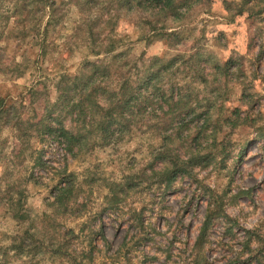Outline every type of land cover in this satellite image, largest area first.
<instances>
[{
    "label": "rangeland",
    "instance_id": "rangeland-1",
    "mask_svg": "<svg viewBox=\"0 0 264 264\" xmlns=\"http://www.w3.org/2000/svg\"><path fill=\"white\" fill-rule=\"evenodd\" d=\"M47 1L0 0V96L20 106L43 82L26 112L43 114L60 77L80 74L85 61L122 54L137 65L132 81L173 66L141 92L140 124L110 142L93 136L74 156L36 136L10 155L14 132L0 128V249L25 241L30 251L11 264H264V0H175L174 16L136 2L54 0L48 29ZM172 89L197 116L188 136L175 132L164 145L156 123L178 117L163 103ZM165 149L215 160L166 183ZM69 173L75 198L51 205Z\"/></svg>",
    "mask_w": 264,
    "mask_h": 264
},
{
    "label": "trees",
    "instance_id": "trees-1",
    "mask_svg": "<svg viewBox=\"0 0 264 264\" xmlns=\"http://www.w3.org/2000/svg\"><path fill=\"white\" fill-rule=\"evenodd\" d=\"M90 0H78L80 2H89ZM244 3L250 2L243 0ZM120 5L136 2L137 5L143 6L145 9L159 10L174 16L181 6L174 4L175 0H113ZM79 3V4H80ZM46 6L49 9V15L46 27L53 26L56 22L57 5L56 1L48 0ZM22 11L26 9V3L20 5ZM22 29V35L31 31L30 28ZM33 28H36L33 26ZM170 35V34H169ZM162 38H168L163 36ZM112 47L108 45L105 48L109 52ZM1 50V47H0ZM95 55L100 53V49L92 50ZM122 54H115L110 61L93 60L85 61L82 66L83 71L74 76L63 75L57 82V90L59 94L57 98L51 102V107L46 108L43 114H38L33 108L31 113L26 112L23 108L38 95V89L43 85L42 81L35 83V89H29L26 95L21 96V104L18 106L16 101L7 102L4 97L0 96V128L7 126L14 132L15 143L10 150V155H18L20 149L32 137L47 138L61 145L69 154L74 156L76 151H81L91 137L98 138L102 141H111L116 138L118 133L129 131L134 125L140 124L135 121L134 117L144 108L145 102L140 101L141 92L147 90L155 91L154 82L160 77V73L164 70L172 68L171 60H167L165 64L160 65L158 69H148L146 76H136L135 80H131V69H136L137 65H130L126 58L122 59ZM144 71V73H145ZM113 73L117 82V88H112V82L108 79ZM140 81V82H139ZM137 83V87H133L132 83ZM70 89V91H68ZM163 96V95H162ZM170 98L163 103L170 104L172 112H177L178 117L173 118L165 123L164 127H159L163 137L164 145L167 140L173 137L175 132L178 135L185 134L191 129V121L194 119L195 109L189 105V98L186 94L180 95L173 89ZM148 99V97L146 98ZM109 101L108 106H104L101 102ZM147 102V101H146ZM154 104L150 99L149 104ZM55 106L56 108H52ZM160 107L157 109L159 110ZM22 109V110H21ZM157 109H152L153 112ZM161 109V108H160ZM205 114V113H204ZM208 114V113H207ZM69 117V118H68ZM121 120V121H119ZM196 130L200 133L203 128L196 125ZM136 128V127H135ZM166 152V165H173L170 169L164 171L162 180L169 183L178 175L186 174V166L193 167L201 164H210L215 160L213 154L206 153L201 155H192L186 159L181 156L173 157L169 149ZM53 200L51 205L57 207H65L75 198V185L73 174H65L60 178V182L53 188ZM209 215L205 217L199 232V241L204 239L205 232L209 226ZM250 235L251 233L248 232ZM30 245V244H29ZM26 242H20L17 245H10L7 248L0 249V264H11L20 254L29 253ZM30 250H32L30 248ZM39 252V251H37ZM25 264V263H24ZM258 264H261L260 262Z\"/></svg>",
    "mask_w": 264,
    "mask_h": 264
}]
</instances>
